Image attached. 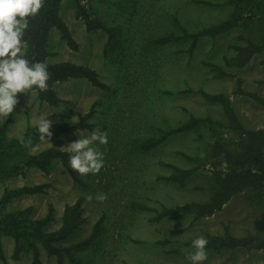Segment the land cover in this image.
Wrapping results in <instances>:
<instances>
[{
  "label": "rangeland",
  "instance_id": "obj_1",
  "mask_svg": "<svg viewBox=\"0 0 264 264\" xmlns=\"http://www.w3.org/2000/svg\"><path fill=\"white\" fill-rule=\"evenodd\" d=\"M92 17L106 28L89 31L77 16L75 0H63L61 15L70 27L79 49L67 46L57 29L51 31L49 62L72 61L95 68L107 88L86 79L56 83L62 102L52 106L29 93L19 95L16 114L10 116L5 136L0 140V199L6 189L46 184L43 193L22 195L8 206L10 212L30 208L37 219L54 207L53 219L45 227H60L67 204L83 198L86 223L62 244L88 237L100 222L98 237L75 252V261L65 264H190L189 242L199 235L264 238V190L247 188L234 195L211 216L195 218L193 213H177L156 219L165 207L209 200L216 181L212 176L211 146L221 141L241 151L246 135L231 128L222 104L204 93L226 94L243 126L264 130V106L244 92L264 97V49L243 67H230L225 59L236 55L234 46L249 41L264 45V0H255L251 9L237 12L232 0H82ZM234 20V27L217 36L202 35L193 47L188 35ZM188 34V35H187ZM174 35L177 39L161 42ZM219 69H217V68ZM222 71L227 74H222ZM92 129L77 130L41 142L32 153L10 145L35 128L34 118L50 115L54 122H74L91 108ZM57 112V113H54ZM76 116V117H74ZM192 117L199 125L168 135L158 146L144 149L143 143L181 128ZM5 120L0 119V125ZM107 131L108 145H101L105 166L98 174L77 175V183L61 161L49 172L31 168L26 177H5L7 169L25 157L57 147L66 149L93 129ZM20 148H23L20 147ZM181 169H194L183 183L166 179ZM196 168V171H195ZM106 194L107 199H96ZM92 199L89 200L88 197ZM147 205L151 209L138 206ZM8 264H32L33 253L26 246L20 259L12 257L15 240L2 235ZM41 264H57L37 242ZM204 264H264V249L207 250ZM0 264H5L0 259Z\"/></svg>",
  "mask_w": 264,
  "mask_h": 264
},
{
  "label": "trees",
  "instance_id": "obj_2",
  "mask_svg": "<svg viewBox=\"0 0 264 264\" xmlns=\"http://www.w3.org/2000/svg\"><path fill=\"white\" fill-rule=\"evenodd\" d=\"M75 1L77 4V16L84 20L86 28L89 31L106 28L101 20L90 15L82 0ZM62 2L63 0H46L38 16L30 19L29 28L24 37V39L28 41L29 46L28 58L32 61L46 60L48 62V71L50 73V79L48 81L49 87L46 91L38 90L37 97L41 102L52 106H57L62 102V99L58 96L54 88L55 84L59 82L81 78L88 80L96 87H101L103 89L107 88L106 82L100 78L98 71L91 66L67 60L55 63L49 62L50 51L48 44L51 31L54 29L60 32L61 38L69 48L74 50L79 49V43L74 38L70 27L61 15ZM232 2L235 4L237 12L251 9L255 4V0H232ZM234 24V20H227L220 24L207 27L198 33H190L187 35L192 38V46L194 47L198 38L202 35H220L233 28ZM175 39H177V37L171 35L160 39V41L169 42ZM234 48L236 50V55L225 59V63L230 67H243L249 63L257 52L264 49V45L249 41L245 45H236ZM222 74L227 73L222 71ZM238 91L251 96L264 106L263 96L257 93L244 92L241 87H239ZM204 95L210 101L218 102L223 105L231 128L246 135V141L242 145L241 151L230 149L221 141H215L212 144L211 172L216 181V188L209 200L205 202H188L170 208L165 207L159 212L156 219L168 215H175L177 213H193L197 219L211 216L215 212L221 210L234 195L247 188L254 187L255 189L264 190V130H251L245 128L233 109L231 99L226 94L204 93ZM94 112L95 110L92 106L88 112L81 115L79 119L74 122L58 121L52 123V128L50 129L53 133L52 138L65 134H72L77 130L92 129L94 125L91 122V118H93ZM201 122H203L201 119L192 117L180 129H171L161 137L148 139L143 143V147L148 150L158 146L168 135L180 130L193 128ZM9 123L10 117L8 121L0 125V140L5 136ZM24 140L26 142L30 140L33 145L37 144L40 140L36 128L29 129ZM22 146L23 148H20ZM10 147H18L17 149L22 150V152L30 148V146L22 144L19 139L13 141ZM68 156L69 153L67 150L49 147L37 154L28 155L11 169H7L5 177H26L31 168H38L41 171L49 172L53 162L59 160L65 166L73 180L77 183H81L80 177L68 164ZM175 168L178 170L177 173L163 177L183 183L194 172V169ZM46 186V184H35L25 185L15 189H6L0 199V259L3 260L5 264H8V261L1 241L2 235H9L15 240V248L12 254L13 259H20L21 254L27 246L33 253L32 264H41L40 249L37 242L46 249L50 256L56 258L57 264H65L67 258L75 261V252L86 248L98 237L100 222L95 224L92 233L83 240L69 245L62 244L63 241L67 240L73 232L80 229L87 221V217L84 214L82 197L78 198L74 203L65 206L60 227L52 231H45V227L53 219L54 207L52 204L49 205L48 213L37 219L30 217V208L17 212H10L8 210V206L15 198L22 195L43 193L46 190ZM138 206L151 209V207L141 205L140 203H138ZM207 240V250H235L237 248H246L249 250L264 249V238H256L253 236L240 238L230 234L226 236L210 235ZM189 245L191 246V242H189Z\"/></svg>",
  "mask_w": 264,
  "mask_h": 264
},
{
  "label": "clouds",
  "instance_id": "obj_3",
  "mask_svg": "<svg viewBox=\"0 0 264 264\" xmlns=\"http://www.w3.org/2000/svg\"><path fill=\"white\" fill-rule=\"evenodd\" d=\"M46 0H0V119L8 121L19 104V95L29 93L35 95L46 91L49 87V65L45 61H32L28 58V41L24 39L29 28L30 19L41 12ZM57 113V112H54ZM51 115V114H50ZM50 115L34 118L32 124L37 130L41 142H50L52 138V121ZM76 117V116H74ZM79 139L66 146L68 164L79 175L98 174L105 166L104 152L101 145H108L107 131L93 129L87 135L78 131ZM22 144L30 146L32 153L40 150V145L18 138ZM92 199L91 196L88 197ZM96 199L104 201L106 194H98ZM208 240L203 236H195L191 241V249L187 259L190 264H204L208 253Z\"/></svg>",
  "mask_w": 264,
  "mask_h": 264
},
{
  "label": "crops",
  "instance_id": "obj_4",
  "mask_svg": "<svg viewBox=\"0 0 264 264\" xmlns=\"http://www.w3.org/2000/svg\"><path fill=\"white\" fill-rule=\"evenodd\" d=\"M225 206V205H224ZM208 238V237H207Z\"/></svg>",
  "mask_w": 264,
  "mask_h": 264
}]
</instances>
